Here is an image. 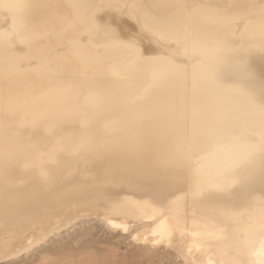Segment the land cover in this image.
<instances>
[{"label": "bare ground", "instance_id": "obj_1", "mask_svg": "<svg viewBox=\"0 0 264 264\" xmlns=\"http://www.w3.org/2000/svg\"><path fill=\"white\" fill-rule=\"evenodd\" d=\"M91 217L264 264V0H0V260Z\"/></svg>", "mask_w": 264, "mask_h": 264}, {"label": "rangeland", "instance_id": "obj_2", "mask_svg": "<svg viewBox=\"0 0 264 264\" xmlns=\"http://www.w3.org/2000/svg\"><path fill=\"white\" fill-rule=\"evenodd\" d=\"M85 221L60 230L16 257L0 260V264H191L173 248L133 240L134 229L122 233L93 217Z\"/></svg>", "mask_w": 264, "mask_h": 264}]
</instances>
